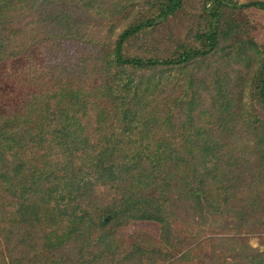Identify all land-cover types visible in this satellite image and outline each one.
Returning a JSON list of instances; mask_svg holds the SVG:
<instances>
[{
	"label": "trees",
	"instance_id": "16d2710c",
	"mask_svg": "<svg viewBox=\"0 0 264 264\" xmlns=\"http://www.w3.org/2000/svg\"><path fill=\"white\" fill-rule=\"evenodd\" d=\"M28 1L54 17L58 0H0V63L39 48V34L32 46L19 44ZM181 5L167 0L112 46L83 30L63 35L81 43L82 56L23 70L22 102L0 114V264H264V253L235 249L247 241L241 236L264 232V166L247 159L263 152L249 140L229 141L228 124L217 137L198 123L200 111L186 109L204 82L190 79L186 106L189 89L179 79L175 98L161 77L200 65L217 51L218 33L172 59L123 55L126 39ZM251 5L264 10V1ZM252 49L264 56V46ZM258 64L264 107V58ZM218 98L229 112L223 89L210 97ZM247 132L264 143V126ZM132 221L156 222L160 234L126 238L119 230Z\"/></svg>",
	"mask_w": 264,
	"mask_h": 264
},
{
	"label": "rangeland",
	"instance_id": "374dc122",
	"mask_svg": "<svg viewBox=\"0 0 264 264\" xmlns=\"http://www.w3.org/2000/svg\"><path fill=\"white\" fill-rule=\"evenodd\" d=\"M166 1L58 0V3L52 6L55 18L50 19L51 21L46 20L48 13L36 14L32 9V1H28L22 8L23 15L20 16L26 26L27 35L19 44L23 48L30 47L39 34V48L30 49L29 57L6 56L5 61L0 63V114L22 102L24 90L20 76L30 64H51L57 59L83 55L81 43L71 38L65 39L64 36L71 37L75 31L83 30L87 31L86 34L91 40L97 38L102 43L115 45L119 34L138 19L156 18ZM181 1V7L174 14L157 20L145 33L140 32L126 39L123 55L125 58L172 59L182 53L184 47L201 49L202 36L216 31L219 35L217 51L210 54L200 65L190 66L181 76L178 69L173 68L161 77H167L169 91L175 98L180 90L179 79L184 84L183 89H189L186 106L192 102L191 95L194 91L193 87H189L192 85L190 79L196 78L194 84H197L198 80L200 83L204 82L199 91L201 97L196 105L186 109L200 111L198 123L208 129L215 128L217 137L220 132L217 128L228 124L233 131L228 136L229 141L233 139L241 145L243 139L249 140L251 145L257 144L254 147H258V152L262 151L260 154L264 156V143H259L257 136L247 132L248 129L254 132L257 128L260 131L264 126V107L254 82L260 76L258 61L264 56L260 53L258 55V52L252 49V42L257 43L259 47L264 46V10L251 5L253 2L264 0ZM222 89L225 92L224 99L231 100L229 112H226L225 107H221L220 98L216 104L210 99L211 95ZM208 138L206 134L204 141ZM252 153L254 156L253 150ZM256 157H247L249 166L256 165L262 170L264 158ZM212 230L210 227L209 231ZM119 233L126 238L138 233L158 237L160 224L153 221H132L124 225ZM241 237L247 238V241L236 243V251L251 247L253 254L264 253V232ZM256 255H253V260Z\"/></svg>",
	"mask_w": 264,
	"mask_h": 264
}]
</instances>
